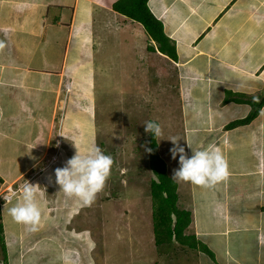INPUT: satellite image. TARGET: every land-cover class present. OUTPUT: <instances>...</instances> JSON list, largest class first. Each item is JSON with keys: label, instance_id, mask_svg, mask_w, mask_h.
<instances>
[{"label": "crops", "instance_id": "crops-1", "mask_svg": "<svg viewBox=\"0 0 264 264\" xmlns=\"http://www.w3.org/2000/svg\"><path fill=\"white\" fill-rule=\"evenodd\" d=\"M116 1L0 0V195L47 165L30 181L38 185V224L15 222L7 202L0 210V264H112L111 252L98 256L89 227L72 225L84 204L49 178L75 155L72 142L82 153L97 147L95 90L97 77L114 65L112 46L106 50L112 36L125 45L142 37L128 53L137 51L142 64L149 60L156 70L169 67L159 79L168 78L169 98L154 105L162 128L158 152L168 175L180 166L170 153L173 129L184 136L189 157L187 141L194 149H218L228 163L227 176L212 186L171 177L178 184V207L191 212L185 233L198 243L183 245L189 249L185 264H264V107L250 123L228 127L251 110L237 98L264 91V0H149L175 46V59L159 50L143 24L115 10ZM55 127L58 153L49 157ZM66 139L73 152L65 156ZM48 191H56V198L49 200Z\"/></svg>", "mask_w": 264, "mask_h": 264}, {"label": "rangeland", "instance_id": "rangeland-1", "mask_svg": "<svg viewBox=\"0 0 264 264\" xmlns=\"http://www.w3.org/2000/svg\"><path fill=\"white\" fill-rule=\"evenodd\" d=\"M111 34L108 32V37ZM120 39L112 36L107 43L110 45L106 50L112 46L108 55L114 65L106 67V76L97 77L95 90L98 107L93 121L96 145L104 154L113 158L111 173L94 201L80 208L77 218L74 219L76 222L73 221L72 225L79 229L89 227L96 242L98 256L104 255L106 251L111 252L112 264H185V258L189 257L187 247L176 241L165 245L155 243L151 182L156 179V175L149 165V152L144 147L147 145L149 148V133L145 131L144 123L155 121L158 116L155 114L154 105H160V98H169L165 95V90L170 87L168 78L159 80L160 77L166 76L169 67L164 65L166 67L156 70L151 68L149 60L142 64L137 51L131 49L128 53L127 49L133 47L138 39L141 42L142 37L134 39L133 45L132 41H125L126 45L122 44L119 41L123 40ZM116 42L119 44L116 45ZM146 42H149L148 38ZM103 58L100 57L102 63L105 62ZM138 64L140 66H137ZM122 70L125 77L120 76ZM132 74L135 75L134 78ZM137 83L144 89L145 94L140 92ZM136 95L141 97L136 98ZM166 102L169 103L168 100ZM161 105L164 103L161 102ZM161 118L166 119L164 116ZM92 129L90 125L88 130L91 133ZM55 130L51 132L52 148L49 157L58 150L54 145L59 137L58 127H55ZM172 131L175 132V137L185 140L181 132L174 129ZM70 139L63 143L66 147L61 154L64 153L65 156L73 152V149H69ZM47 162L46 159L45 164ZM45 166L47 165L42 164L30 172L23 185L27 181L35 180L41 173V168ZM50 172V183H54L55 171ZM40 181L41 186L45 185L42 179ZM21 189L22 187L13 190H17L19 194ZM55 193L56 191H48L46 195L50 200L56 198ZM105 241L108 242L107 247L104 246Z\"/></svg>", "mask_w": 264, "mask_h": 264}, {"label": "clouds", "instance_id": "clouds-1", "mask_svg": "<svg viewBox=\"0 0 264 264\" xmlns=\"http://www.w3.org/2000/svg\"><path fill=\"white\" fill-rule=\"evenodd\" d=\"M2 47V44H0ZM254 103H259V97H253ZM264 111V110H262ZM145 131L155 138L162 136V128L156 121H146ZM173 147L170 149L172 159L179 157V168L173 170L172 178L190 182L198 186H212L223 180L228 174V163L218 149L204 148L192 149V156L189 157L185 148L181 146V138L172 137L169 139ZM77 149L75 155L65 162V166L55 169L56 183L61 191L69 197L78 198L83 204L90 205L96 194L102 191L107 179L110 176L113 165V158L104 154L95 147L86 153H82L80 145L72 142ZM149 153L151 148L144 146ZM37 186L27 181L22 185L21 198L10 208L5 204L8 214L17 223L36 225L41 219V210L37 203Z\"/></svg>", "mask_w": 264, "mask_h": 264}, {"label": "trees", "instance_id": "trees-1", "mask_svg": "<svg viewBox=\"0 0 264 264\" xmlns=\"http://www.w3.org/2000/svg\"><path fill=\"white\" fill-rule=\"evenodd\" d=\"M149 0H117L113 7L118 12L126 15L132 20L138 21L145 27L147 33L158 43V48L162 53L175 59L176 49L171 44L168 35L164 30L163 23L152 13L148 5ZM154 48V46L150 47ZM237 98V102L249 103L251 110L244 117L232 121L228 127L233 128L239 125H245L255 119L261 109L264 107V91L259 97V103L253 102V97L243 98L244 95ZM230 98L227 97L226 101ZM149 153L150 167L156 179L151 182V195L153 199V229L156 245H165L174 241L181 245H188L191 248H197L198 243L193 241L194 237L185 233L191 222V212L178 207V184L167 173L166 163L158 152V141L149 133ZM1 229V226H0ZM202 250L211 252L207 247L202 246Z\"/></svg>", "mask_w": 264, "mask_h": 264}, {"label": "built area", "instance_id": "built-area-1", "mask_svg": "<svg viewBox=\"0 0 264 264\" xmlns=\"http://www.w3.org/2000/svg\"><path fill=\"white\" fill-rule=\"evenodd\" d=\"M17 194H18V191L17 190H13V188H9L5 193H3L2 195H0V210H1V208L3 207V205L7 201H10Z\"/></svg>", "mask_w": 264, "mask_h": 264}]
</instances>
